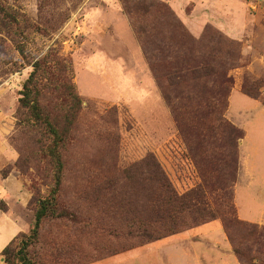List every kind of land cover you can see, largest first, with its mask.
<instances>
[{
  "label": "rangeland",
  "instance_id": "374dc122",
  "mask_svg": "<svg viewBox=\"0 0 264 264\" xmlns=\"http://www.w3.org/2000/svg\"><path fill=\"white\" fill-rule=\"evenodd\" d=\"M128 1L131 6L166 5L194 40L206 34V44L221 36L224 50L234 48L230 41L237 45L238 58L227 71L232 89L225 116L247 135L244 152L249 166L264 169L260 159L264 156V0ZM168 17L152 12L147 23L164 24ZM47 55L62 60L66 68L52 66L53 86L69 79L82 100L71 126H66L59 92L47 93L41 100L64 134L58 199L75 220L44 219L37 243L28 249L33 262L155 264L158 257L160 264H207L201 257L211 251L216 255L209 248L214 243L208 244L195 232L188 239L179 233L113 255L130 241L114 237L116 226L103 218L102 210L110 206L113 194L120 202L129 201L138 180L128 172L133 166L152 155L179 194L199 182L119 0H0V144L14 153L0 175L14 178L17 193L7 201L20 224L18 237L32 229L37 203L53 185L54 168L44 151L49 135L18 103L33 63ZM243 85L257 99L245 95ZM105 178L110 184L100 188ZM111 180L115 185L110 188ZM231 190L236 218L235 187ZM7 201L0 199L5 211ZM211 239L219 252L229 254L220 234ZM256 248L254 244L253 254Z\"/></svg>",
  "mask_w": 264,
  "mask_h": 264
},
{
  "label": "trees",
  "instance_id": "16d2710c",
  "mask_svg": "<svg viewBox=\"0 0 264 264\" xmlns=\"http://www.w3.org/2000/svg\"><path fill=\"white\" fill-rule=\"evenodd\" d=\"M119 1L131 20L149 71L169 108L178 138L199 182L179 194L152 155H147L137 166H133L128 172L138 180L129 201L120 202L113 194L110 206L102 210L103 218L116 226L114 237L130 241V244L114 251L113 255L220 219L233 255L242 264H264V226L258 227L235 218L231 204V189L239 168L238 144L244 138V131L225 116L232 89L227 71L238 58L237 45L230 41L229 45L234 48L224 50L221 36L208 42V45L205 43L206 34L194 40L162 3L131 6L128 0ZM152 12L162 18L170 15V18L164 24L149 25L147 16ZM61 61L48 55L35 61L20 92L19 105L49 135L44 151L54 168L53 185L47 197L38 201L29 233L17 235L1 252L3 264H35L28 249L37 243L44 219L75 220L74 215L61 208L58 199L64 134L56 128L41 104L45 94L59 92L66 126H71L77 116L82 100L71 81L64 78L61 85L52 84V66L66 69ZM241 90L252 99L258 97L244 85ZM104 181L100 182V188L110 184L107 178ZM110 182L113 184L111 188L115 184L113 180ZM5 208L3 203L0 204V210L5 211ZM254 244L257 248L253 254Z\"/></svg>",
  "mask_w": 264,
  "mask_h": 264
},
{
  "label": "crops",
  "instance_id": "0c3cea01",
  "mask_svg": "<svg viewBox=\"0 0 264 264\" xmlns=\"http://www.w3.org/2000/svg\"><path fill=\"white\" fill-rule=\"evenodd\" d=\"M254 102V101H253ZM264 132V130H262ZM262 136L264 134L261 133ZM247 135L244 132V138L238 144V153H239V168L237 172V178L235 182V211L236 216L240 221L264 226V169L255 166L250 167L247 156L244 152V144L246 142ZM264 153V152H262ZM260 159L264 160V156H261ZM14 160V153H12L11 149L5 146L3 143L0 144V171L2 168L11 163ZM13 177L6 176L5 178L0 175V199L3 201H7L9 195L16 194L17 190L13 188ZM239 196L241 198H239ZM241 199V201H240ZM245 200L247 204L246 206L242 205V201ZM7 210H0V264H3V259L1 257V252L3 249L18 235L20 232V224L18 220L15 218L14 214L11 212L12 209L10 207L9 202L7 201ZM245 207V208H243ZM247 208V209H246ZM213 229H215L213 231ZM195 232L199 238L205 239L208 244L214 243L213 248L216 255L211 253L206 254V256H202L201 259H204V262L207 264H238L235 256L231 255V246L227 242V237L223 231L222 225L218 223L217 220L208 222L203 224L197 228L191 229L190 231H185L181 233V236H186L188 239L190 234ZM218 232V233H217ZM223 232V233H222ZM214 234H220L222 238H224V249L230 254H223L219 252V247L216 245V242L211 238ZM210 239V240H209ZM226 240V241H225ZM165 244L162 243L159 247H164ZM210 246V245H208ZM203 252L206 253L204 250ZM202 252V253H203ZM154 259V258H153ZM152 259V260H153ZM198 260H200L197 257ZM155 264H160L161 258L156 257ZM153 261L148 262L147 264H151ZM160 262V263H159Z\"/></svg>",
  "mask_w": 264,
  "mask_h": 264
}]
</instances>
